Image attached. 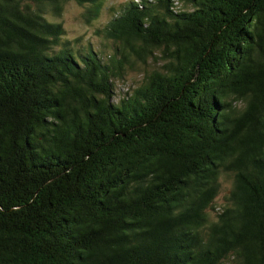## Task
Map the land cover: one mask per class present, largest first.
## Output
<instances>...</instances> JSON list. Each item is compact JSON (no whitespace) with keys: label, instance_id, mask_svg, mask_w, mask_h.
<instances>
[{"label":"trees","instance_id":"1","mask_svg":"<svg viewBox=\"0 0 264 264\" xmlns=\"http://www.w3.org/2000/svg\"><path fill=\"white\" fill-rule=\"evenodd\" d=\"M183 1L0 0V264H264V0Z\"/></svg>","mask_w":264,"mask_h":264},{"label":"rangeland","instance_id":"2","mask_svg":"<svg viewBox=\"0 0 264 264\" xmlns=\"http://www.w3.org/2000/svg\"><path fill=\"white\" fill-rule=\"evenodd\" d=\"M131 0H106V8L104 9L101 17L98 20L93 21L92 25H88L84 22L82 14L85 11V7L78 5L75 2H69L64 6L62 16L57 18V22L64 25L67 33V37L76 40L83 39V43H93V46L98 48H105L113 46L110 41L98 37L96 35L97 29H102L113 18V11L118 9L122 4ZM180 8L182 10H188L189 4L180 0ZM137 65L131 69L128 68L127 72L121 80L115 81V93L118 99L125 97L128 94L133 93L135 89L143 84L145 72L151 70H158L159 65H162L163 60L159 56L149 60L146 66H143L138 61H134ZM221 193L217 197L214 207L216 210H208L211 220H216L217 214L224 211L225 208L231 206L230 196L232 193L234 181L228 176L221 178Z\"/></svg>","mask_w":264,"mask_h":264}]
</instances>
